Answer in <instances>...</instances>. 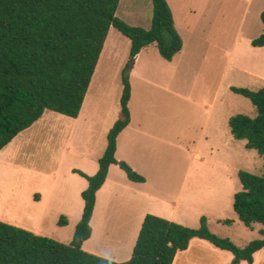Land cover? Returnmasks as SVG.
Instances as JSON below:
<instances>
[{
    "label": "rangeland",
    "instance_id": "374dc122",
    "mask_svg": "<svg viewBox=\"0 0 264 264\" xmlns=\"http://www.w3.org/2000/svg\"><path fill=\"white\" fill-rule=\"evenodd\" d=\"M170 2L184 41L180 53L168 60L157 43L150 44L130 70L131 39L112 26L80 118L48 110L0 151V220L67 244L74 241L85 205L79 192L85 183L89 187L75 170L88 176L98 172L108 144L105 132L118 120L127 78L135 91L134 124L143 123L156 138L122 136L116 157L148 178L146 190L155 193L148 214L192 228H199L205 216L213 233L240 247L261 238L262 226L247 227L235 212L234 198L243 190L240 171L264 176V155L236 139L229 120L237 114L257 115L253 102L231 87L264 88V47L252 44L264 33V0ZM153 9V0H121L116 15L150 29ZM115 178L132 181L119 164L113 167L100 195L95 235L83 249L123 262L133 256L137 241L134 225L128 223L131 208L124 206L121 213V201L132 205L143 196L126 184L116 186ZM62 216L67 224H60ZM227 219L233 222L225 223ZM196 239L174 264L232 263L233 253Z\"/></svg>",
    "mask_w": 264,
    "mask_h": 264
},
{
    "label": "trees",
    "instance_id": "16d2710c",
    "mask_svg": "<svg viewBox=\"0 0 264 264\" xmlns=\"http://www.w3.org/2000/svg\"><path fill=\"white\" fill-rule=\"evenodd\" d=\"M120 3L121 0H0V151L48 110L79 117L112 26L131 39V58L153 43L168 60L183 49L184 41L168 0H153L150 29L117 17ZM261 19L264 23V11ZM252 44L264 47V33ZM231 88L257 108L255 117L237 114L230 118L232 134L246 140L248 149L264 155V88ZM131 97L132 85L124 78L121 112L109 131L98 172L88 176L75 170L88 179L89 187L82 193L85 207L74 241L67 244L0 220V264H174L178 253L187 250L196 238L233 253L231 264L255 262V255L264 249V176L245 170L239 173L243 190L235 194L234 209L247 227L262 226L261 238L245 247L213 233L205 216L199 228H192L147 214L129 260L119 262L83 249L84 241L92 237L97 193L107 181L110 166L119 164L134 182L146 181L116 157L118 136L131 122ZM67 223V217L62 216L60 224Z\"/></svg>",
    "mask_w": 264,
    "mask_h": 264
},
{
    "label": "crops",
    "instance_id": "0c3cea01",
    "mask_svg": "<svg viewBox=\"0 0 264 264\" xmlns=\"http://www.w3.org/2000/svg\"><path fill=\"white\" fill-rule=\"evenodd\" d=\"M168 2H169V4L171 5V7H172V3L170 2V0H168ZM250 3V2H249ZM249 3H248V5H249ZM173 9V8H172ZM175 21H176V19H175ZM176 28H177V26H176ZM181 52V51H180ZM179 52V53H180ZM141 52L137 55V57H136V61H138L139 59H140V56H141ZM137 63V62H136ZM135 69V68H134ZM134 69H133V72H134ZM134 93H135V91H134V86H133V84H132V97H131V100H130V103H129V107H130V111H131V122H130V124L128 125V127H126L121 133H120V135L118 136V139H117V152H118V150H119V143H120V141H121V139H122V136L124 137H126L127 139H129L133 134L134 135H136V136H138V135H140V138L143 140V139H145L146 137H150V139H155L156 137L153 135L154 134V132L153 133H149V132H147L146 130H145V128H144V125H143V123H136V124H134V122H135V118H134V115H133V110H132V103H133V101H134ZM85 102V101H84ZM84 105V104H83ZM83 108V107H82ZM165 108H167V107H165ZM145 109H146V106H145V108H144V111H145ZM121 112V111H120ZM57 113V112H56ZM119 115H120V113H119ZM80 116V115H79ZM80 118V117H79ZM79 118H77V119H79ZM118 118H119V116H118ZM166 119H167V116L165 117ZM167 124H165V126H166ZM168 126V125H167ZM171 128V127H170ZM110 129H111V127L109 128V129H106V132H105V134L106 133H109V131H110ZM130 130L132 131V132H130ZM128 131V132H127ZM142 133V134H141ZM141 135H144V136H141ZM135 137V136H134ZM108 145V144H107ZM116 152V153H117ZM102 157V156H101ZM100 157V158H101ZM100 158H99V160H100ZM119 160H121V157L120 156H118L117 157ZM114 166H117V164H113V165H111L110 166V169H109V174H108V178H107V181H106V183L104 184V186L98 191V193H97V201H96V209H95V211H94V215H93V218H92V221H91V225H92V228H93V233H92V238L94 237V235H95V220H96V216L98 215V211H99V206H100V195H101V193L104 191V189L109 185V183H110V177H111V171H112V169H113V167ZM95 165L93 164L92 165V170L94 169L95 170ZM136 170V169H135ZM146 178V177H145ZM115 180H116V186H118V187H120L121 186V184H122V186H124L125 184H126V186H128V188L132 191V192H134L135 194H137V195H139L140 197H142L143 196V198H144V200H143V198H141V200H140V202H139V200L138 199H136L135 201H133L134 203H132V205H130V201L129 202H126V204H125V199L124 200H122L121 201V205H120V212L122 213V212H124V209H123V207L125 206L126 207V209L128 210V208H129V206H130V213H129V216L130 217H128V219H129V221H128V223H130L131 225H134V231H133V234H134V240L136 239V241H137V239H138V236H139V234H140V231H141V228H142V225H143V222H144V220H145V217L147 216V214H148V212H149V208H150V205L152 204V201H153V196L155 195V193L153 194L151 191H147L146 190V185L148 184V178H146V181L145 182H134V181H131V183H126V182H120L119 180H118V178H115ZM88 187V183L86 184H84L83 185V187H81V189H80V192H79V196H80V194L82 195V193H83V191L86 189ZM63 191V190H62ZM67 195H69V193L67 194ZM113 195V194H112ZM78 196V197H79ZM110 196H111V194L108 196L109 198H110ZM146 202H147V207H145V205H146ZM77 205V209L79 208V203H77L76 204ZM84 202H83V210H84ZM119 206V205H118ZM111 209V206H110V204H109V202H107L106 203V206H104V211H105V215H106V217H108L109 216V212H108V210H110ZM116 212H119L118 211V209H116ZM82 213H83V211H82ZM133 221H135V223L133 222ZM121 223V222H120ZM106 225H107V221H106ZM31 229V228H30ZM31 231H34L35 233H37V234H40L37 230H33V229H31ZM197 239H194V240H192V242H191V245L193 244V243H195L194 241H196ZM191 245H190V247H191ZM189 247V248H190ZM87 250H90L92 253H94V254H96V255H98L99 254V256H102V257H106V258H109V259H115V261L116 260H118L116 257H112L111 255H106V254H104V253H101V252H99V251H95V250H91V249H87ZM189 250V249H188ZM263 254H264V249H262V250H260L256 255H255V262L253 263V264H262L263 262H264V259H263ZM178 256V255H177ZM177 256H176V258H177ZM130 258V255L126 258V259H124V260H127V259H129ZM120 261H122V260H120ZM175 261H176V259H175ZM175 261H174V263H175ZM248 263V262H247ZM245 261H243L241 264H247ZM249 264V263H248Z\"/></svg>",
    "mask_w": 264,
    "mask_h": 264
},
{
    "label": "water",
    "instance_id": "95a60500",
    "mask_svg": "<svg viewBox=\"0 0 264 264\" xmlns=\"http://www.w3.org/2000/svg\"><path fill=\"white\" fill-rule=\"evenodd\" d=\"M134 62H136V57L132 58L131 64H130V70L133 68Z\"/></svg>",
    "mask_w": 264,
    "mask_h": 264
},
{
    "label": "bare ground",
    "instance_id": "6f19581e",
    "mask_svg": "<svg viewBox=\"0 0 264 264\" xmlns=\"http://www.w3.org/2000/svg\"><path fill=\"white\" fill-rule=\"evenodd\" d=\"M109 251H110V250H109ZM105 252H107V250H106Z\"/></svg>",
    "mask_w": 264,
    "mask_h": 264
}]
</instances>
